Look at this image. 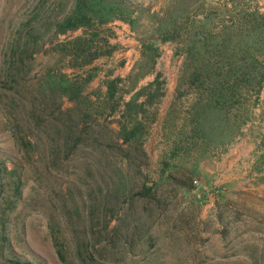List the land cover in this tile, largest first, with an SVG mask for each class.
<instances>
[{"label": "rangeland", "instance_id": "374dc122", "mask_svg": "<svg viewBox=\"0 0 264 264\" xmlns=\"http://www.w3.org/2000/svg\"><path fill=\"white\" fill-rule=\"evenodd\" d=\"M77 1L0 0V264H264V82L231 124H199L193 54L156 32L180 12L217 21L228 0H124L130 21L60 31ZM139 89L124 143L117 121ZM241 139L235 178L222 157Z\"/></svg>", "mask_w": 264, "mask_h": 264}, {"label": "trees", "instance_id": "16d2710c", "mask_svg": "<svg viewBox=\"0 0 264 264\" xmlns=\"http://www.w3.org/2000/svg\"><path fill=\"white\" fill-rule=\"evenodd\" d=\"M249 1L228 0L225 8L220 9L222 17L217 21L216 10L204 13L203 19L191 23H188V15L182 12L177 13L174 18L170 15L171 20L167 23L164 18L157 19L159 25L156 32L164 41L181 38L180 41L186 42V54H193V71L185 78L187 86L195 87L198 95L193 106V119L199 124L205 121L212 129L217 124H231V110L239 111L244 100L249 102L242 94H249L250 89L259 94L263 86L264 12L253 8ZM88 10L92 13L87 12ZM132 13L124 0H78L60 31L80 26L88 29L93 19L100 24L114 18L130 21ZM80 40L82 52L91 48L87 41ZM119 82L117 77L107 81V96H114ZM142 94L143 89H139L125 102L121 119L117 121L124 143L135 137L138 127L141 126L139 116L143 112V103L138 100ZM117 104L118 101L112 109ZM233 116L235 120L240 117ZM191 146L196 147L197 140H192ZM144 188L146 193L151 189L147 185ZM12 264L32 263L29 260L15 259Z\"/></svg>", "mask_w": 264, "mask_h": 264}, {"label": "crops", "instance_id": "0c3cea01", "mask_svg": "<svg viewBox=\"0 0 264 264\" xmlns=\"http://www.w3.org/2000/svg\"><path fill=\"white\" fill-rule=\"evenodd\" d=\"M251 149L250 144L247 143L245 139H241L239 142H236L231 148L223 154V166L225 171H231L232 169L236 170L238 173L235 174V178H244L245 171H242V168L245 167V161L250 158L249 150ZM232 175V173H230ZM239 184L240 181L238 180Z\"/></svg>", "mask_w": 264, "mask_h": 264}, {"label": "built area", "instance_id": "2783aa9c", "mask_svg": "<svg viewBox=\"0 0 264 264\" xmlns=\"http://www.w3.org/2000/svg\"><path fill=\"white\" fill-rule=\"evenodd\" d=\"M194 183H195V184H198L199 182H198L197 180H194Z\"/></svg>", "mask_w": 264, "mask_h": 264}]
</instances>
